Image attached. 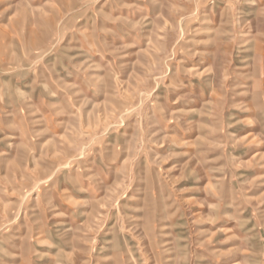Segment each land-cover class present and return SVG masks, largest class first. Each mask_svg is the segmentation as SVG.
Here are the masks:
<instances>
[{"label": "rangeland", "instance_id": "1", "mask_svg": "<svg viewBox=\"0 0 264 264\" xmlns=\"http://www.w3.org/2000/svg\"><path fill=\"white\" fill-rule=\"evenodd\" d=\"M0 264H264V0H0Z\"/></svg>", "mask_w": 264, "mask_h": 264}]
</instances>
